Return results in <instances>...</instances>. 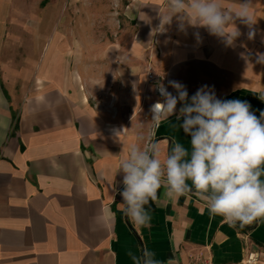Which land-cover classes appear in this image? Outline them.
<instances>
[{
    "label": "crops",
    "instance_id": "0c3cea01",
    "mask_svg": "<svg viewBox=\"0 0 264 264\" xmlns=\"http://www.w3.org/2000/svg\"><path fill=\"white\" fill-rule=\"evenodd\" d=\"M35 1L0 0V264H133L128 251L144 247L160 264H244L252 253L264 264V217L230 226L195 190L170 198L162 186L149 226L137 227L119 194L131 145L158 142L161 161L173 141L190 148L175 116L151 121L157 84L176 95L168 82L178 81L189 97L207 85L218 99L247 101L257 117L264 111V0H251L254 37L237 21L232 45L202 27L181 32L175 17L155 31L167 0H135L132 41L124 53L106 49L99 81ZM220 2L235 9L243 0Z\"/></svg>",
    "mask_w": 264,
    "mask_h": 264
},
{
    "label": "clouds",
    "instance_id": "9594fccd",
    "mask_svg": "<svg viewBox=\"0 0 264 264\" xmlns=\"http://www.w3.org/2000/svg\"><path fill=\"white\" fill-rule=\"evenodd\" d=\"M251 4V0H243L238 8L225 9L220 0H167L168 14H159L155 31H167L175 17L181 32L202 27L232 45L241 35L237 21L249 28V39L255 35ZM195 36L199 39V32ZM257 56V63L264 64V53ZM168 85L176 95L164 83L157 84L154 91L162 99L150 106L151 121L155 124L175 116L182 121L178 127L190 137V148L173 141L161 161L158 142L131 145L119 169L124 214L137 227L149 226L151 217L145 206L157 198L163 186L170 198L195 190L209 213L230 226H244L264 217V111L257 117L247 101L218 99L207 85L191 97L182 83L169 81ZM259 98L264 101V95ZM123 133L115 135L120 140ZM139 251V255L131 250L127 253L133 264H160L147 247Z\"/></svg>",
    "mask_w": 264,
    "mask_h": 264
},
{
    "label": "rangeland",
    "instance_id": "374dc122",
    "mask_svg": "<svg viewBox=\"0 0 264 264\" xmlns=\"http://www.w3.org/2000/svg\"><path fill=\"white\" fill-rule=\"evenodd\" d=\"M33 3L34 8L45 19L50 15L47 27L64 33L74 48V59L81 65H91L96 81H99L104 69V52L112 44L121 47L122 52L130 45L136 25L128 16L135 0H41ZM34 2V1H33ZM44 22V21H43ZM30 57L33 53H26ZM85 71V69H84ZM31 75V69L25 68V76ZM153 78H150L152 85ZM145 127L149 126L144 118Z\"/></svg>",
    "mask_w": 264,
    "mask_h": 264
},
{
    "label": "built area",
    "instance_id": "2783aa9c",
    "mask_svg": "<svg viewBox=\"0 0 264 264\" xmlns=\"http://www.w3.org/2000/svg\"><path fill=\"white\" fill-rule=\"evenodd\" d=\"M150 78H152V76H150ZM260 256L256 253H252L249 255L248 259L246 260V262L244 264H259L260 262ZM190 264H213L210 262H194V263H190Z\"/></svg>",
    "mask_w": 264,
    "mask_h": 264
},
{
    "label": "trees",
    "instance_id": "16d2710c",
    "mask_svg": "<svg viewBox=\"0 0 264 264\" xmlns=\"http://www.w3.org/2000/svg\"><path fill=\"white\" fill-rule=\"evenodd\" d=\"M14 118H15V115H14ZM16 127H17V124H16ZM160 190V189H159ZM159 190L157 192V197L159 195ZM146 209H154L155 205H154V200H150L149 201V204L145 206Z\"/></svg>",
    "mask_w": 264,
    "mask_h": 264
}]
</instances>
